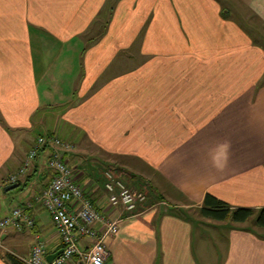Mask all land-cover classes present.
Here are the masks:
<instances>
[{"label":"crops","instance_id":"0c3cea01","mask_svg":"<svg viewBox=\"0 0 264 264\" xmlns=\"http://www.w3.org/2000/svg\"><path fill=\"white\" fill-rule=\"evenodd\" d=\"M243 2L264 24V0ZM222 3L0 0V186L39 137L54 135L82 149L73 164L97 210L122 214L105 264H264V229L248 227L264 209V46ZM51 151L5 210L26 209L35 227L0 231V264L8 254L26 264L38 243L46 256L63 249L39 201ZM91 161L146 189L145 210L114 214ZM207 196L255 216L204 218Z\"/></svg>","mask_w":264,"mask_h":264},{"label":"built area","instance_id":"2783aa9c","mask_svg":"<svg viewBox=\"0 0 264 264\" xmlns=\"http://www.w3.org/2000/svg\"><path fill=\"white\" fill-rule=\"evenodd\" d=\"M46 144V139H37L18 173L11 177L10 184H15L18 179L25 176ZM63 148L67 149V146L63 145ZM63 156L58 152L50 156L47 167L52 173L51 182L39 198L49 213L63 245V253L52 264H68L74 258H78L83 264H91L90 257H99L101 264H105L110 257L105 239L119 233L122 214L119 218L101 214L84 192L82 185L78 183L75 170ZM104 178V189L108 195L110 210L114 214L126 212L134 215L145 210L148 201L145 192H134L113 171L106 172ZM26 211L24 208L15 209L9 217L0 221V231L9 228L18 231L24 228L33 229L35 221ZM83 239L94 241L88 251H81L79 248V243ZM46 258L44 244L38 243L32 249L26 264H48Z\"/></svg>","mask_w":264,"mask_h":264},{"label":"rangeland","instance_id":"374dc122","mask_svg":"<svg viewBox=\"0 0 264 264\" xmlns=\"http://www.w3.org/2000/svg\"><path fill=\"white\" fill-rule=\"evenodd\" d=\"M221 1L223 2L222 3L223 8H224L223 13L226 14L227 10L230 9L229 11L231 13V18L234 21H236V23L240 24L243 28H245L247 30V32H249L250 36L253 37V40H255L258 44H261L262 46H264V24L250 10L248 4H246V2L244 3L243 0H221ZM39 138L46 139V136L43 135ZM51 140L58 141V142L54 143V141H53L52 143H50ZM49 145H50L49 148L52 149V152H54V153L58 152V153H61L63 155L69 154V155H71V157L74 156L73 159H71V157L68 158L69 165L75 170L77 181L80 183V179H82V177L80 176V173L78 172V170L76 168H74L73 162L76 161V163H78V161H79L78 157L81 155L82 149H77L76 145L72 144V146H71V144H68L63 140L61 141V139H58L55 137H52V139L51 138L49 139ZM63 145L67 146V149L63 148ZM84 147L88 151H90L91 153H96V151L92 150L93 148L90 147V145L85 143ZM85 148H83V150H85ZM84 152H86V150ZM49 155H51V154H49ZM99 155H102V154L99 153ZM36 159L33 161V164L36 162ZM93 164H95V163L93 161H91V164H89L91 168L92 167L95 168V166H93ZM40 165H42L41 162H40ZM45 167L47 169V172L51 173L47 167V164L45 165ZM105 168H107V167H105L104 165H101V164H99L95 168L97 170L98 178H99L98 180L101 182V185H104V182H105L104 181V174L106 172L113 171V172L117 173L118 175H120L118 171L116 172V170L113 169L114 168L113 166H111V167L108 166V169L106 171H104ZM102 171H104V172H102ZM28 175H30V173ZM27 183L22 180L21 188L14 190L12 192H9V193H5V191H4L5 187H3V185L0 186V209H1L0 210V221L5 219V217H6L5 216V210L6 209H10L16 203L21 202L22 193H24L28 188H30L29 183L28 184ZM41 186H42V183H39L38 185H36V187H37L36 190L41 189L42 188ZM145 191H147V190L142 189L141 192H145ZM251 221L252 222L249 223L248 227L254 228L257 230L259 227L256 226V220L254 219ZM253 225L256 227H254ZM4 253H5V251L3 249H1V247H0V255H4Z\"/></svg>","mask_w":264,"mask_h":264},{"label":"trees","instance_id":"16d2710c","mask_svg":"<svg viewBox=\"0 0 264 264\" xmlns=\"http://www.w3.org/2000/svg\"><path fill=\"white\" fill-rule=\"evenodd\" d=\"M53 136L54 135L46 136L47 144L39 152L37 159H39L42 156V154H44L48 150H51V149H49V147H50L49 139L50 138L52 139ZM53 153L54 152L51 151L50 154L52 155ZM63 157H64L65 161L69 164L68 158L71 157V155L65 154ZM104 181H105V178H104ZM16 183H19L20 188H21L22 181L20 179H18V181ZM104 185H105V182H104ZM200 214L204 218L212 219V220L219 221V222L232 221L233 223L243 224L255 216V211L252 209H245V208H238V209L233 210L226 203H223V202H221V201H219V200H217L211 196H207L206 200H205L204 207L201 209ZM256 226L264 229V209L259 211V213L257 215ZM6 260L10 264H25L24 262L20 261L19 259H17L16 257H14L10 254L6 255Z\"/></svg>","mask_w":264,"mask_h":264},{"label":"water","instance_id":"95a60500","mask_svg":"<svg viewBox=\"0 0 264 264\" xmlns=\"http://www.w3.org/2000/svg\"><path fill=\"white\" fill-rule=\"evenodd\" d=\"M19 188H20V184L19 183H15V184H12V185H9V186L5 187L4 191H5V193H9V192H12L14 190H17ZM62 253H63V250H60V251H58L55 254H52V255L47 256L46 260H47L48 264H52L53 261L57 257H59Z\"/></svg>","mask_w":264,"mask_h":264},{"label":"clouds","instance_id":"9594fccd","mask_svg":"<svg viewBox=\"0 0 264 264\" xmlns=\"http://www.w3.org/2000/svg\"><path fill=\"white\" fill-rule=\"evenodd\" d=\"M91 264H101L99 257H90Z\"/></svg>","mask_w":264,"mask_h":264}]
</instances>
